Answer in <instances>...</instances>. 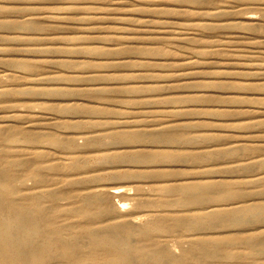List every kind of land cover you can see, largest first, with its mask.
I'll return each mask as SVG.
<instances>
[{
	"label": "rangeland",
	"instance_id": "374dc122",
	"mask_svg": "<svg viewBox=\"0 0 264 264\" xmlns=\"http://www.w3.org/2000/svg\"><path fill=\"white\" fill-rule=\"evenodd\" d=\"M5 166L0 221L21 220L17 206L26 207L76 234L84 223L134 216L140 228L160 223L153 234L174 256L199 239L252 238L250 259L196 264L264 263V219L255 214L264 208V0H0ZM197 182L213 186L209 199L183 206ZM115 187L122 192L111 196ZM93 194L116 214L78 216L81 206L93 210L84 204ZM32 196L42 199L31 209ZM212 212L225 224L162 225ZM78 238L68 240L87 249ZM132 243L142 252V236ZM0 264L13 263L3 255Z\"/></svg>",
	"mask_w": 264,
	"mask_h": 264
},
{
	"label": "bare ground",
	"instance_id": "6f19581e",
	"mask_svg": "<svg viewBox=\"0 0 264 264\" xmlns=\"http://www.w3.org/2000/svg\"><path fill=\"white\" fill-rule=\"evenodd\" d=\"M162 138L164 140L171 139L170 137H162ZM124 139L129 140L132 138L125 136ZM133 139L135 138L133 137ZM196 139L197 138H195V140ZM217 155H219V153ZM217 155H215V157ZM202 158L203 157H201L200 159ZM176 161L178 162V160ZM204 174L205 173H203V175ZM181 175H184V174H181ZM9 178H10V174H9L8 166H5V168H2V169L0 168V179L8 180ZM237 183L238 182H236V184ZM193 187H194V191L196 192L188 193L186 191L187 193H183V194L181 193L182 194L181 202L183 206L192 207V206L198 205L202 199L204 200L208 198V197L207 198L205 197L208 196L209 191L213 186L208 183L206 184V183L197 182L193 185ZM218 187H219V189H217L218 191L223 189L221 185ZM5 189L7 190V187ZM121 192L122 190L120 189V187H115L109 191V194L111 196H118V194H120ZM238 194L239 193H237V195ZM52 197H53L52 193H48L46 196H43V199L44 198L51 199ZM40 199L42 198L39 196L35 198H33L32 196V198L30 199L31 209L33 208V206L37 207V205H39ZM98 200L99 199L95 198V196L86 198L84 204L85 205L92 204L91 207L93 210L86 211L84 206H81L79 208V211L77 212V215L81 217L90 218V220L92 219L96 220V219H99L105 216H112L116 214L115 213L116 209L114 210V208L111 210L108 207H105V208H102L101 206L99 207ZM125 205H126L125 202L120 201L117 207L124 208ZM17 207H18L17 210L22 216L21 220L14 222L7 218L3 221L1 219L0 221V256L6 255L9 258L10 262L13 264H85V261L89 262V264H196L198 262H201L204 258H208V257H216V256L226 257V258L237 257L242 260H246V259H250L254 257L253 255L256 254V251L252 249V238L234 237V238L224 239L222 241L219 240V242H215V243L210 242L205 239H199L196 242L192 243L193 245L192 249H190L189 251H185L180 256H174L158 241L157 235L153 234V233L158 234L157 232H161V230H163V228L161 227V224L158 222L157 223L154 222L150 224L149 226H147L146 228H140L135 225L136 217L132 215L133 217L131 219L126 218L123 222L120 221L118 223H113L112 225H109V226L106 225L103 227L101 226L92 227L90 226L91 224L84 223L78 226L77 232L75 234V233L67 232L65 226L55 223L54 221L48 219L40 211L31 212V210L30 211L27 210L26 207H19V206ZM1 209L2 208L0 207V210ZM11 209L16 210V207H13V208L11 207ZM238 211L234 209V211L228 215H233L234 213H237ZM218 213L219 212L213 213L214 216L213 218L210 217L211 220H208V219L205 220L202 216H200L201 214L197 213V214H194V216L192 215V217L189 220H185L183 222L179 221L178 218L176 217L173 218L171 216V217L165 218L164 220L165 224H162V225L168 224L169 229H172L177 226L179 227L181 224H183V226H186L187 228H200V227L205 228L206 226L211 227L212 224H216V225H221L222 223L225 224L223 215L220 216ZM255 214L258 215L259 218L256 217L258 220L260 219L263 220L264 219V208H260V210H258V212H255ZM240 215L241 214H239L238 216ZM233 219L231 218L232 221ZM250 221L251 220H249V222ZM226 225L228 224L226 223ZM218 229L220 230L222 228H218ZM198 231L200 232V230ZM78 236H83L88 239L87 249H82L81 246L77 244H76L77 246L70 244V240L68 239L77 240ZM135 236H142L144 238L145 245L142 246L143 247L142 252L140 253H139L140 249H138L139 247H136V245L132 243ZM79 243L81 244V242ZM241 243H243V245L247 244L248 248L245 252L238 254L237 256L230 250L232 249V247L238 244H241ZM228 246L229 247L231 246V248H228ZM263 251L264 249L262 250V252ZM259 264H264V263L260 262Z\"/></svg>",
	"mask_w": 264,
	"mask_h": 264
}]
</instances>
